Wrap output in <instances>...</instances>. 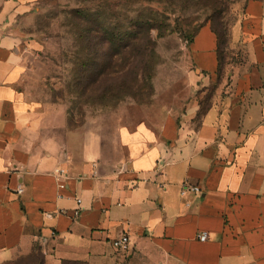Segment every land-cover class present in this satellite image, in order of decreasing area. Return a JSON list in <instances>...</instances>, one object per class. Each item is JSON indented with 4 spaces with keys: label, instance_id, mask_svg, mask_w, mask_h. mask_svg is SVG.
<instances>
[{
    "label": "crops",
    "instance_id": "0c3cea01",
    "mask_svg": "<svg viewBox=\"0 0 264 264\" xmlns=\"http://www.w3.org/2000/svg\"><path fill=\"white\" fill-rule=\"evenodd\" d=\"M36 1L0 0V264L36 247L45 264H264V2L231 26L221 72L218 34L200 27L190 51L209 104L192 99L118 158L28 89L14 28ZM184 182L202 191L182 195ZM124 233L125 253L112 244Z\"/></svg>",
    "mask_w": 264,
    "mask_h": 264
},
{
    "label": "rangeland",
    "instance_id": "374dc122",
    "mask_svg": "<svg viewBox=\"0 0 264 264\" xmlns=\"http://www.w3.org/2000/svg\"><path fill=\"white\" fill-rule=\"evenodd\" d=\"M248 1L37 0L15 19L29 51L26 85L64 111L70 128L95 132L106 154L119 158L122 144L159 130L171 114L181 118L192 99L209 104L190 43L211 23L225 64L231 26Z\"/></svg>",
    "mask_w": 264,
    "mask_h": 264
},
{
    "label": "built area",
    "instance_id": "2783aa9c",
    "mask_svg": "<svg viewBox=\"0 0 264 264\" xmlns=\"http://www.w3.org/2000/svg\"><path fill=\"white\" fill-rule=\"evenodd\" d=\"M56 175L58 177L67 176L68 171L63 167H59L56 170ZM59 185H60L61 189H64L68 186V183L66 181L62 180V181H60ZM201 191H202V188L200 185L190 183V182H184L182 185L181 194L187 195L188 193H200ZM76 200H77L79 205L82 203V198L77 197ZM79 214H80V207L75 209V215H79ZM198 238L202 241L207 240L209 238V232L208 231H201L198 234ZM112 244L117 250L124 252V253L128 252L130 250V244H131L130 237L127 233H124L121 236L114 238L112 240Z\"/></svg>",
    "mask_w": 264,
    "mask_h": 264
},
{
    "label": "trees",
    "instance_id": "16d2710c",
    "mask_svg": "<svg viewBox=\"0 0 264 264\" xmlns=\"http://www.w3.org/2000/svg\"><path fill=\"white\" fill-rule=\"evenodd\" d=\"M213 28H214V26H213ZM199 29L196 31V33L194 34V36L197 34V32L199 31ZM214 30L218 34L219 43H220V33L215 28H214ZM223 66H224V63L222 62L221 45H220V72L223 69ZM78 263H83V262L68 261V260H66V261L63 262V264H78ZM8 264H45V256H44V253L42 252L41 248L40 247H36L35 250H34V253H32L29 256V260H27V261H25V260H17V261H14V262H10Z\"/></svg>",
    "mask_w": 264,
    "mask_h": 264
}]
</instances>
